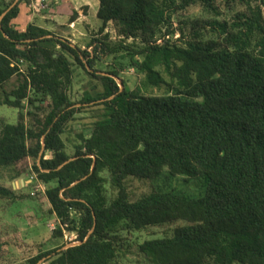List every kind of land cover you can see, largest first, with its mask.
<instances>
[{
    "label": "trees",
    "instance_id": "1",
    "mask_svg": "<svg viewBox=\"0 0 264 264\" xmlns=\"http://www.w3.org/2000/svg\"><path fill=\"white\" fill-rule=\"evenodd\" d=\"M23 2L0 0V107L19 110L17 125L0 120V168L49 186L56 234L74 243L30 264H119L125 232L167 225L172 237L139 245L147 264H264V0H99L102 26L86 49L36 24L17 30ZM199 5L229 19L192 21L188 40L174 41L175 20ZM121 50L145 76L141 86L166 87V96L122 90L120 69H96ZM75 65L103 86L83 107L69 95ZM95 102L104 119L71 155L64 136ZM165 169L202 178L205 195L156 190L131 200L127 179L152 181ZM0 197L22 200L2 184Z\"/></svg>",
    "mask_w": 264,
    "mask_h": 264
},
{
    "label": "rangeland",
    "instance_id": "2",
    "mask_svg": "<svg viewBox=\"0 0 264 264\" xmlns=\"http://www.w3.org/2000/svg\"><path fill=\"white\" fill-rule=\"evenodd\" d=\"M51 6L46 12L56 14L53 4L56 0H48ZM220 2V1H219ZM26 2H23L24 4ZM69 5H63L60 14H65ZM223 16L218 17L214 12L203 7L194 6L175 20L176 34L172 37L174 41L184 42L190 37L189 23L198 19L220 21L229 19V12L222 10ZM25 16L23 15V19ZM25 19V18H24ZM58 21V20H57ZM59 22V21H58ZM96 26L101 25V21L96 16L94 19ZM186 24V25H185ZM188 25V26H187ZM109 35L112 43H120V37L114 25L109 27ZM98 34L96 28L90 37L82 41H76L82 49H86L92 37ZM182 34L184 36H182ZM128 45L140 47L141 40H130ZM92 49H89L91 51ZM130 54L121 50L111 57H105L97 62L96 69L99 71H113L115 67L120 69V77L117 79L123 90L130 92H143L144 95L163 97L166 96V87L148 88L145 90L141 85L145 76L137 69L130 68ZM97 75H100L98 73ZM103 91L101 82L91 76L89 72L75 65V75L73 85L69 95L73 103L78 107H83L81 101L86 95L96 96ZM105 110L101 102L86 105L82 112H79L74 122L68 128L64 139L68 152L72 155L75 146L80 143L79 136L90 137L95 123L104 119ZM0 120L10 125H17L19 122V110L7 106L0 107ZM49 157V154H47ZM106 182V194L111 202L117 196V191L112 187L110 175L103 172ZM0 184L5 187H13L22 200L12 203L0 197V242L3 244V251L0 253V264H30L42 251L52 250L57 247H70L74 245L73 238L69 236L60 237L56 234V229L60 223L56 215L52 212V207L46 197V185L37 182L34 175L24 172L21 179H13L12 170L0 168ZM55 184L51 185L54 186ZM130 198L137 201L144 195H148L156 190H176L193 199H200L205 195L204 180L189 179L185 176L172 177L167 169L154 180H142L135 177L127 179ZM184 225L185 223H179ZM175 226L151 227L139 232H125V247L120 250L118 256L119 264H147L145 257L139 254V245L147 240L172 237ZM72 239V240H70ZM44 262V261H43ZM41 262V263H43Z\"/></svg>",
    "mask_w": 264,
    "mask_h": 264
},
{
    "label": "crops",
    "instance_id": "3",
    "mask_svg": "<svg viewBox=\"0 0 264 264\" xmlns=\"http://www.w3.org/2000/svg\"><path fill=\"white\" fill-rule=\"evenodd\" d=\"M18 2L19 0H16V3ZM63 5H69V9L65 14L58 15ZM52 6L58 14L46 12L51 7L48 0H30V2L21 4L20 14L13 22L15 28L24 32L29 25L36 24L56 36L76 44L77 40L82 41L90 37L96 28L99 32L102 26V22L99 26H96L94 22L100 9L99 0H56ZM76 12L79 16L74 22H71L70 20ZM23 15L25 19H20Z\"/></svg>",
    "mask_w": 264,
    "mask_h": 264
},
{
    "label": "water",
    "instance_id": "4",
    "mask_svg": "<svg viewBox=\"0 0 264 264\" xmlns=\"http://www.w3.org/2000/svg\"><path fill=\"white\" fill-rule=\"evenodd\" d=\"M122 88V87H121ZM122 90H123V88H122Z\"/></svg>",
    "mask_w": 264,
    "mask_h": 264
},
{
    "label": "built area",
    "instance_id": "5",
    "mask_svg": "<svg viewBox=\"0 0 264 264\" xmlns=\"http://www.w3.org/2000/svg\"><path fill=\"white\" fill-rule=\"evenodd\" d=\"M70 240H72V239H70Z\"/></svg>",
    "mask_w": 264,
    "mask_h": 264
}]
</instances>
